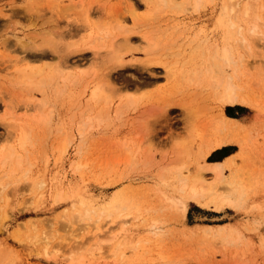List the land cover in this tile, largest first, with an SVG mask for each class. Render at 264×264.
<instances>
[{
    "label": "rangeland",
    "instance_id": "obj_1",
    "mask_svg": "<svg viewBox=\"0 0 264 264\" xmlns=\"http://www.w3.org/2000/svg\"><path fill=\"white\" fill-rule=\"evenodd\" d=\"M218 4L199 11L166 7L146 20L149 8L142 0H0V152L15 149L23 156L16 167L0 165L6 186L0 191V264H264V37L257 52L246 55V73L253 72L242 76L258 100L255 108L222 106L206 83L175 85L162 66L142 68L144 33L181 48L180 58L188 59L194 55L189 43L195 35H216L222 0ZM87 10L91 22L121 20L131 34L128 63L113 73L123 93L138 96L139 103L135 108L116 103L109 120L90 121L82 137V117L99 113V106L87 105L90 95H82L83 84L50 90L49 105L41 110L45 95L19 80L21 69L63 64L60 53L40 48V37L55 31L61 34L60 46L80 41L92 31ZM259 12L264 30V6ZM100 60L91 50L71 53L66 71L88 72ZM183 100L203 106V123L224 111L245 126L234 134L239 143L206 159L217 162L237 154L235 174L244 183L241 207L218 210L191 202L184 215L167 200L178 195L171 186V167L188 160L194 174L206 164L198 158L199 143L191 156L176 161L174 147L189 132L179 105ZM173 102L168 117L155 119L153 114ZM21 127L32 131L27 148L18 144ZM226 176L233 178L234 169H227ZM89 208L93 219L77 221V212ZM45 231L49 245L36 237ZM73 234L78 236L73 250L72 244H60L61 237Z\"/></svg>",
    "mask_w": 264,
    "mask_h": 264
},
{
    "label": "bare ground",
    "instance_id": "obj_2",
    "mask_svg": "<svg viewBox=\"0 0 264 264\" xmlns=\"http://www.w3.org/2000/svg\"><path fill=\"white\" fill-rule=\"evenodd\" d=\"M142 1L149 8L148 13H146V20H150L156 17L166 7L199 11L208 7L210 4L213 6L219 5L220 0ZM262 2L263 0H222L220 15L215 24L217 29L216 35L214 37H210L206 33L204 36L201 34L195 35L189 43L192 46L194 55H191L188 59L182 60L180 58L182 55L181 48L176 49L174 44L164 42L165 40H159L148 33H144L143 38L146 41L144 51L147 57L142 61V68L152 70L156 66H162L169 80L175 81V85L183 82L206 83L210 86L222 106L243 105L251 108L257 107L258 100L242 84V76L244 73L249 76L248 71L253 72L252 69H249L246 73L245 66L247 64H244L248 58H246V55L251 52L253 53V51L256 53L257 42L264 37V30L261 27L262 22L259 17L260 6H264ZM85 17L89 26L92 27V31L78 42L65 43L63 46H60L61 43L58 41L61 40L59 36L61 34L55 31H49L40 37V48L42 49L44 47L45 49L47 47L53 52L60 53V59L63 61L62 65L50 64L48 69L35 66L21 69V79L19 80L32 89L38 90L43 96L45 95L41 106L39 107L37 105L39 108L43 106L46 108L49 105L50 99L48 97L49 92H51L50 90L55 88V91L58 93L62 89V85L68 87V85L72 84H83L82 95H90L87 105L90 106V109L93 106H99V113L95 117L93 116V119L91 118L92 116L82 117V119H85H83L84 121L82 120V123L78 127L82 137L85 136L86 126L90 121L102 122L109 120V114L112 113V108L116 103L120 104V107L128 108H135L139 103L138 96L132 93H123L122 88L117 85V81H115L116 76L113 73L117 70H122L128 63L126 56L133 51L130 39L131 34L125 30L126 28L121 20L113 24L106 22L96 24L89 20V10L85 12ZM39 34L41 35V33ZM57 34L60 39H57ZM241 49L246 50L245 53ZM89 50L101 58L97 65H94L88 72L82 71L81 73H75L66 71L67 68L72 66L68 62V55L77 52L85 53ZM254 55L256 56L257 54ZM41 57H44V55ZM82 102V100L79 101L80 105H82ZM181 102L179 105L184 109V113H186L189 132L187 139L184 142H179L174 147V150H177L179 154L176 160L177 162L178 160L182 162V159H185L184 156L190 154L191 151V154L193 153L195 143H199L200 146V152L197 154L198 158L203 160H206L210 154L225 145L239 143L234 134L238 135L239 132L244 131L245 126L237 118L231 117L222 111L216 118L212 120L208 119L206 123H203L202 118L205 120V115L207 114L203 106L195 105L196 103L193 104L194 102L192 103L187 100ZM173 104L174 102L153 114L155 119L160 120L168 117L169 105ZM149 122L151 123L152 121L149 120ZM147 123H144V125L149 126V123ZM20 129L23 128L21 127ZM149 129L147 130L150 131ZM29 130L31 131L30 128ZM30 131L28 129L21 130L18 137L20 147L27 148L28 144L32 142ZM142 143L138 144L140 152L141 150L143 152ZM67 147L68 143L65 142L63 150H66ZM14 150L11 152L7 150L8 153L6 151V153L4 151L0 152V165L10 164L16 167L23 162V156L17 154ZM144 152L143 154L146 153ZM236 156L237 154H233L217 162L206 160V164H203L199 168L197 167L198 170L194 174H191V166L187 163L188 160H186L187 162H182L171 167L170 171L173 174L171 186H173V189L178 195H167V200L173 204L172 206L180 208L184 215L187 214L191 202L207 207L214 205L218 210H222L228 205L241 207L244 195V183L235 174V170H237L235 169L237 167ZM227 169H234L235 176L233 178L226 176ZM2 185L4 184L0 181V191L6 187ZM9 196L6 198L8 202L10 200ZM92 215L93 210L89 208V210L87 209L85 211L79 210L75 217L77 221H86L88 219L92 220ZM95 219L98 218L95 217ZM61 223L63 224V222ZM125 223L127 224V221ZM158 228V226L155 227V229ZM31 232L33 233V231ZM47 233L45 231L44 236L42 234L40 236L35 234L38 238L37 240L42 239L41 241H46L49 245L51 240L50 234L48 235ZM29 234L32 236L31 233ZM61 238H63V241L60 244L64 241L70 245L72 244L70 249L75 248L76 243H78V236H75V234L72 237L65 236Z\"/></svg>",
    "mask_w": 264,
    "mask_h": 264
}]
</instances>
